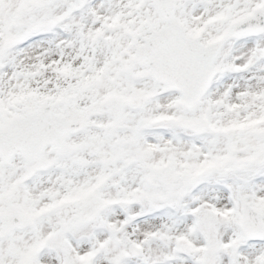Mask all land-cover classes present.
<instances>
[{
	"label": "snow or ice",
	"instance_id": "snow-or-ice-1",
	"mask_svg": "<svg viewBox=\"0 0 264 264\" xmlns=\"http://www.w3.org/2000/svg\"><path fill=\"white\" fill-rule=\"evenodd\" d=\"M0 264H264V0H0Z\"/></svg>",
	"mask_w": 264,
	"mask_h": 264
}]
</instances>
